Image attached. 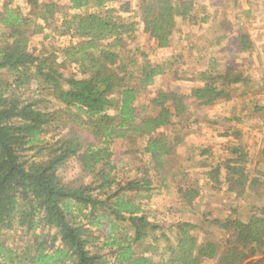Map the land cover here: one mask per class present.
<instances>
[{
  "label": "trees",
  "instance_id": "trees-1",
  "mask_svg": "<svg viewBox=\"0 0 264 264\" xmlns=\"http://www.w3.org/2000/svg\"><path fill=\"white\" fill-rule=\"evenodd\" d=\"M68 1L64 7L60 0H25L27 13L11 3L0 7V233L19 230L32 237L18 249L0 240V264H264V206L253 208L247 220H215L226 238L212 235L202 242L193 234L198 226L190 222L168 228L174 240L166 232L158 236L163 228L151 223L141 206L152 196L150 171L162 181L169 176L170 157L182 142L177 128L185 122V100L201 106L230 101V88L242 81V75L230 67L193 89L189 97L160 91L142 107L146 115L140 116L139 93L159 71L144 68L140 77L129 70L134 59L123 60L124 35L135 26L120 22L116 15L129 13L130 5L110 7L118 0ZM93 9L97 11L90 12ZM192 9V0H143L140 21L163 49L171 44L176 16L187 18ZM60 15L63 19L57 21ZM46 29L69 39L62 50L63 64L54 54L39 57L30 50L33 39ZM65 63L76 66L78 75L65 76L60 71ZM34 83L41 92L37 96H50L57 109L48 111L41 106L43 99L16 93ZM147 109L156 112L151 115ZM50 132L58 136L53 143L44 139ZM91 137L97 144L89 142ZM116 140L133 145L145 141L141 153L151 166L137 168L141 177L118 179L111 150ZM34 152L46 156L27 159V153ZM232 153L238 158L210 172L215 184L225 177L229 190L238 196L264 190V174L250 179L246 173L247 154L239 148ZM72 159L80 173L64 182L58 173ZM179 192L188 206L199 196L195 191ZM125 222L130 227L117 233L118 223ZM106 225L110 229L102 236L105 244L99 246L101 236L92 234V229L105 231ZM38 231L42 233L37 235ZM160 241L167 244L164 250ZM106 249L111 255L103 254ZM136 249L144 250L139 256ZM149 252H160V261L143 256Z\"/></svg>",
  "mask_w": 264,
  "mask_h": 264
},
{
  "label": "rangeland",
  "instance_id": "rangeland-1",
  "mask_svg": "<svg viewBox=\"0 0 264 264\" xmlns=\"http://www.w3.org/2000/svg\"><path fill=\"white\" fill-rule=\"evenodd\" d=\"M39 1L49 2L50 0ZM142 2L143 0H118L113 2L110 7L117 6V8H119L124 4H129L131 8L129 16L126 14L116 16L120 22L129 23L140 17L137 15V12L139 11ZM196 2H198V0H196ZM218 2L221 3L220 7H217L220 12L219 15L224 13L227 15H234L239 9L238 7H231L228 5L229 3L233 4L231 0H217V3ZM224 2L226 5H223L225 4ZM6 3H11L13 7H19L23 12L27 13L28 6L25 0H0V7L2 8ZM60 4L64 7L68 6L69 1L60 0ZM93 11L97 10L93 9L90 12ZM134 12H136V14H132ZM62 19L63 16L60 15L58 16L57 21H62ZM190 22V18H187L186 21L181 23V27H178L175 30V33L173 34L175 36L171 40V48L166 50V52H159L156 55H153L155 57L159 56L160 59L165 60L164 68L166 69V74L158 79L156 86L149 88L145 87L140 91L136 104L138 115H146L144 112H141L142 107L149 104L160 91L175 92L184 97H188L193 89L204 86L205 82H202L200 74L196 76V73L198 72L191 70L195 64L194 62H196L194 59H196L197 51L191 47L194 43V33L190 31V28L192 27ZM58 25L59 24L56 23L55 26L57 27ZM241 25L242 24L240 23V26ZM138 26L142 25L136 24L134 31H130L124 35L126 49L122 52V57L125 62L129 61L131 58L132 60L134 59L135 65L134 63L130 64L129 70L140 76L141 67L147 61H150L151 59V61H153L154 58L151 54V52H153L152 45H150L147 35H144ZM203 40L206 39L204 38ZM68 44L69 39L67 37L61 38L53 30L46 29L42 35L36 36L33 39L30 45V50L39 57L52 56L54 54L57 58V63L63 64L64 53L62 50L68 46ZM148 47L151 49L148 50ZM128 51L131 53H128ZM148 52L150 54L147 55ZM145 55H147V58ZM151 56L152 58H150ZM173 56H177V60H171ZM246 58L249 60V55ZM220 60L224 62V64H230L229 66L234 67L244 61L242 58L238 57V55H236L234 59L228 56H223ZM167 62L173 65H168ZM206 62L207 60H201L199 66L205 67ZM60 71L63 72L65 76H70V74L78 75L79 72L76 66L69 63L62 65ZM240 73L241 72L237 70V74ZM246 73L250 74L249 71ZM138 81V79H135L133 83L136 85ZM28 88V90L21 88L17 90L16 93L22 95L25 99H43V104L41 106H47L48 111L57 109V103L51 102L52 99L50 96H47L46 94L43 96H37V94H41L38 90V85L34 83ZM232 90L233 89H231V94L233 96H238L241 92L246 91V88ZM185 102L188 108L184 117L186 123L184 122L177 128L179 136L182 137V142L177 146L175 154L170 157V163L168 164L167 169L169 176L166 179V184L159 182L156 171H150V177L154 180L152 187L155 189V196L151 198V200L144 201L141 206L145 208L149 221L163 228L162 231L160 230L157 232L158 236L162 235L164 232L169 234L168 228L172 224L178 222H190L198 226V228L193 231V234L199 237L200 242L206 240V238L209 239L212 235L218 236L219 239H224L226 238L224 237L225 235H221L218 232L213 222L215 220L224 221L228 218H241L242 220H247L251 217V214L253 213L252 211H254L253 208L264 206V190L260 189V192L257 191V193L249 192L244 196H238L236 192H231L229 190L230 183L225 180V177L220 179V183L215 184L210 176V172L213 169H216L217 166L222 165L224 167L225 163L229 160H235L238 158V156L232 153L231 149L240 148L245 154H247L245 158L247 164L245 167L249 178L251 179L257 176L260 172L264 174V153L262 152V150H264V135L257 131L254 133L251 129L260 126L261 123L255 126L233 124L235 128L229 126L223 129L224 131H222V129L220 131L212 130L211 125L208 123L210 119H206L207 109L202 108L203 106H201L199 102H194L190 99L185 100ZM256 106L259 107L257 104ZM58 108H60V106H58ZM155 112L154 109H147V113H150L151 115L155 114ZM257 114L261 117L263 112L259 111ZM196 121H198L197 124ZM210 121L212 122V120ZM61 130L62 129H60V131ZM164 131V133H172V130ZM227 131L230 132L229 137L223 136V133ZM58 133L60 132L58 131ZM63 133L64 130H62V133L60 134ZM54 135L53 132H50L44 136V139L53 143L55 139L58 138V136L56 138ZM85 135H82L84 136V139H88L87 136L89 135ZM91 138L92 139L89 140V142L97 144L96 141L93 140L95 138ZM129 144H125L124 142L123 145V141H118V143H113V146H111L116 154L122 153L120 156H115L114 162L117 166L116 174L118 179L123 181L126 178L141 177L143 174L141 171H143L144 168L151 166L148 157H143L141 153L145 141L136 140V145ZM254 145L257 146L256 149H254ZM135 150H137L138 153H134ZM208 150L210 151V154L204 155L203 152H207ZM45 156V153L41 154L40 152L27 153V159L30 161H39L41 158H45ZM202 164L206 165V167ZM137 168H140L141 171ZM79 173V166L76 160L72 159L59 171L58 175L62 181L68 182L76 178ZM223 173L225 174V168L222 169V174ZM180 189L187 193L191 191L199 193L198 198L192 201L191 207H187L186 209H184V207L182 208L181 201L184 204L187 203L185 199L182 198L184 195L180 194ZM260 194L261 199L259 196ZM118 224L119 226H122V229L117 230V233H121L123 230L126 231L130 227V223L128 222ZM106 226L105 231L104 229H92V234L101 236V239L97 242L99 246L105 244V238H102V236H104L107 231L109 232L110 229V225ZM127 232L130 235L132 234L131 231ZM41 233L42 232L38 231L36 234L38 235ZM47 233L50 232L46 231L45 234ZM169 235H171V239L174 240L173 233H170ZM30 239H32L31 236L25 235L19 230H8L0 233V240L5 242L10 248L18 249L23 247L25 245L24 241ZM158 246L164 250L167 244L164 241H160L158 242ZM143 250L144 249H136V254L140 256ZM103 254L111 255L108 249L104 250ZM143 256L150 258L154 262H159L161 254L160 252H149L147 255L145 254ZM110 260L111 263H113V259ZM203 264L214 263L206 261Z\"/></svg>",
  "mask_w": 264,
  "mask_h": 264
},
{
  "label": "crops",
  "instance_id": "crops-1",
  "mask_svg": "<svg viewBox=\"0 0 264 264\" xmlns=\"http://www.w3.org/2000/svg\"><path fill=\"white\" fill-rule=\"evenodd\" d=\"M231 2H233V4L229 3V6L239 8L234 15H227L226 13L219 15L220 12L217 7H220L221 3H217V0L193 1L192 13L187 18H190L191 21L190 23L192 27L190 28V31L194 33V43L191 47L197 51V56L196 59H194L196 62H194L195 64L191 70L198 72L196 73V76L200 74L202 82H205V84L209 82L210 78L224 75L226 70L230 67H232L234 71H240L242 81L239 84L233 85L231 89L237 90L246 88V91L241 92L238 96H233L231 94L232 99L230 101L222 99L210 106H203L202 108L207 109L206 119L209 118L212 120V122L209 120L208 123L211 125L212 130L216 131H220L221 129L224 131L223 129L233 126V124L255 126L261 123V125L258 126L259 128L254 127L251 129L254 133L257 131L264 135V0H231ZM223 5H226V3ZM113 7L117 8V6ZM130 13L131 11L129 13H118L117 15L120 16L126 14L129 16ZM132 14H136V12ZM137 15L140 16L139 11L137 12ZM187 18H183L180 15L176 16L175 30L178 27H181V23L186 21ZM130 23H133L134 26H136V24L142 25L138 27H140L144 35H147L148 41H150V45H152V56L159 52H166V50L171 48L172 44L167 48L160 49L157 46V42L145 33L144 25L141 23L140 17L128 24ZM240 23L242 24L241 26ZM174 36L175 35H173L172 38ZM204 38L206 40H203ZM150 49L151 48L148 47V50ZM148 54L150 53L148 52L147 55ZM147 55H145L146 58ZM236 55L244 61L240 62V64L235 67L229 66L230 64H224V62L220 60L223 56H228L234 59ZM248 55L250 58L249 60L246 58ZM152 56L150 58H152ZM153 58V61H151L152 59L147 61L140 69L141 72L144 68H157L159 71V74L155 76L153 83L148 85L147 88L156 86L158 79L166 74V69L164 68L165 60L160 59L159 56H153ZM172 59L177 60V56H173L171 60ZM201 60H207L205 67L199 66ZM167 64L173 65L169 62H167ZM247 71H249L250 74L246 73ZM142 75L143 74L141 73L140 77ZM189 96H191V94H189ZM256 104L259 105V107L256 106ZM259 111L263 112L261 117L257 114ZM197 123L198 121H196V124ZM233 128H235V126H233ZM229 135V131L223 133V136L225 137H229ZM118 141L121 140H116L114 143H118ZM253 147L254 149L257 148L256 145ZM111 150L116 157L122 155V153L116 154L112 148ZM263 151L264 150H262V152ZM208 154H210L209 150L204 152V155ZM203 166L206 167V165ZM158 179L162 184H166L165 179L164 181H162L160 177H158ZM153 181L154 180H152V182ZM152 188L151 198L155 196V189L154 187ZM151 198L149 200H151ZM181 205L184 209L191 207L190 205L188 206L187 204H184L182 201ZM142 209L146 213L145 208L142 207ZM121 229L122 226L116 228V230Z\"/></svg>",
  "mask_w": 264,
  "mask_h": 264
}]
</instances>
